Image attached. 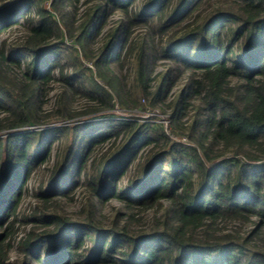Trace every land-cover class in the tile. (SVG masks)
<instances>
[{"label": "trees", "instance_id": "trees-1", "mask_svg": "<svg viewBox=\"0 0 264 264\" xmlns=\"http://www.w3.org/2000/svg\"><path fill=\"white\" fill-rule=\"evenodd\" d=\"M75 1L0 5V33L24 27L0 45V264H17L13 248L23 253L19 264H264V0H227L229 8L210 0H142L137 8V0H97L76 28ZM114 9L124 16L110 23ZM134 24L153 31L138 36ZM128 58L130 86L113 69ZM157 59L169 65L155 72ZM55 81L62 89L47 108ZM75 94L86 104L68 102ZM115 100L129 109L164 104L178 140L150 120L118 116ZM59 139L56 167L29 216L40 231L17 238L21 193ZM110 142L87 174L93 149ZM142 146L150 149L122 187L116 181L129 175ZM80 175L94 204L112 197L129 210L161 213L150 230L131 233L88 217L74 222L57 206ZM231 222L252 225L234 231Z\"/></svg>", "mask_w": 264, "mask_h": 264}, {"label": "rangeland", "instance_id": "rangeland-1", "mask_svg": "<svg viewBox=\"0 0 264 264\" xmlns=\"http://www.w3.org/2000/svg\"><path fill=\"white\" fill-rule=\"evenodd\" d=\"M10 0H0V5L3 3H6ZM97 0H77L75 1V5L78 8L77 14L74 16V18L70 19V22L72 21V26L75 28L78 26L79 22H81L84 18V11L86 10L87 6L91 4L92 2H95ZM142 0H137L135 2L136 8L142 3ZM217 3L223 4L224 8H229L228 1L227 0H210L209 6L213 7ZM44 7L50 9L49 1L44 2ZM132 6H130L131 8ZM134 8V7H132ZM135 8V9H136ZM57 14V13H56ZM59 16V15H58ZM124 15L119 10H112L109 14L108 22H118L121 20V18ZM26 17L23 14H20L18 17V20H22V18ZM57 17V15H56ZM59 24L63 26L61 23V19H58ZM150 24H134L132 25V29L134 31V34L136 35H143L146 32L153 31L154 25ZM24 34V27L18 26L16 28L8 29L7 31L0 33V45L4 44H10L15 42L20 36ZM158 33H156V36L154 37L155 41L157 42L160 38L157 36ZM69 42L67 38H65ZM100 46V43H97L96 45H93L91 48L93 50H97V48ZM78 50V46H76ZM65 61V60H64ZM69 65V61H66ZM85 62V61H84ZM85 65H88L85 63ZM166 65H169L168 62H166L163 59H157L153 65L155 72L159 71L166 67ZM92 68V67H91ZM114 71H116V74L123 78L124 82L127 86H130L132 84V78H133V62L128 58L125 59L122 67L113 65ZM95 77V74L93 75ZM184 76H187L184 75ZM96 78V77H95ZM183 79L185 77L181 78L177 85L174 86V89L172 92H174L178 87H180L183 84ZM98 83L105 87L103 82L101 80H97ZM236 79H232V82H235ZM52 91L48 94L46 98V107L50 108V106L53 104L54 101V95L56 92L60 91L62 89L61 84L58 81H55L50 84ZM139 96L136 94V97ZM68 102H70L74 107L79 108L86 104V99L79 95L75 94L68 98ZM115 113L123 118L128 119H140V120H150L154 123V126L156 127H162L164 132L168 133L173 140H178V135L174 136L172 133L171 125L169 124V121L167 119L168 110L166 111V106L164 104H159L155 106L153 109L150 108H122L117 101L115 100ZM196 104V102H195ZM140 105L143 107H146L145 101L140 98ZM165 110V111H164ZM186 141L185 136L182 137V139ZM111 142L107 143L106 145L102 146L101 148L98 146L93 149L92 156H90L86 160V173L89 174L91 172V162L92 160L98 159L101 154L108 148L111 147ZM151 146V145H150ZM150 146H142L140 148V152L138 153L137 160L135 164L131 167L129 175L125 176L124 178L120 179V182L123 185H125L127 181V177L132 175L134 168L136 167L137 162H140L142 158L140 159V155L145 154L149 149ZM63 148L62 140H54L52 144H50L49 150H48V156L46 157V160L44 162H41L37 166L34 167V169L31 171L30 178L27 180L23 192L21 193L20 197V204L17 208L16 216H15V222H14V230L16 231L17 238L24 236L25 234L29 232H38L40 231V227H38L37 224H33L29 219V216L32 212V210L39 205L38 199L35 198L34 193L38 191V187L41 185H44V183L48 180V177L53 172V170L56 167V162L58 161V154L61 152ZM85 179L84 176L80 175L79 178H77V181L80 182V186L77 185L74 187L73 190L70 191L69 195L71 196L69 199H62L58 202L57 209L61 214H64L65 216L72 219L74 222H80L86 219V217L92 219L94 224L98 226H102L105 228H123L127 232H137L140 230H150V226L153 222V216H158L161 212L159 210L157 211L156 208H152L149 211H142V209L139 208H133L132 210L126 209L123 202L120 200L114 199L111 197L109 201L104 203H96L94 204L93 196L87 192V189L82 184V181ZM114 186V184H112ZM117 190H119L118 186H115ZM109 190V189H107ZM109 193V192H108ZM164 204H166V201H163ZM95 206V209H94ZM134 213V217L132 219L127 218L128 213ZM252 224H249L245 227H242L239 223L231 222L227 225L228 229L238 230L241 228L242 231L247 230L251 227ZM232 230V231H233ZM1 231V228H0ZM255 243V242H254ZM256 244V243H255ZM10 258L12 260H15V263L19 264L23 260V253L20 249L13 248L10 253ZM31 264H37V261L31 260Z\"/></svg>", "mask_w": 264, "mask_h": 264}]
</instances>
